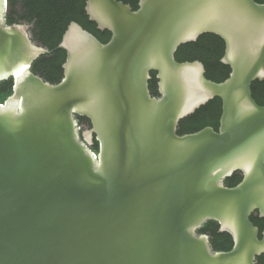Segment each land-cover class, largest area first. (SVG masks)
Returning <instances> with one entry per match:
<instances>
[{
  "label": "water",
  "instance_id": "obj_1",
  "mask_svg": "<svg viewBox=\"0 0 264 264\" xmlns=\"http://www.w3.org/2000/svg\"><path fill=\"white\" fill-rule=\"evenodd\" d=\"M111 40L72 22L59 49L64 78L31 70L51 51L26 23L8 25L0 0V264H257L264 255V4L255 0H88ZM213 34L226 45L222 83L182 45ZM157 74L159 96L149 82ZM215 98L219 131L178 134ZM79 117L87 118L86 129ZM99 143L97 155L93 151ZM240 172L243 180L228 187ZM209 221L234 241L214 251Z\"/></svg>",
  "mask_w": 264,
  "mask_h": 264
},
{
  "label": "trees",
  "instance_id": "obj_2",
  "mask_svg": "<svg viewBox=\"0 0 264 264\" xmlns=\"http://www.w3.org/2000/svg\"><path fill=\"white\" fill-rule=\"evenodd\" d=\"M88 0H8V12L6 21L8 25L26 23L32 27L33 40L51 51L49 55L41 56L34 62L31 70L34 74L42 77L51 84H58L64 78L63 65L67 59V53L59 49L69 25L72 22L80 24L85 30L93 34L103 44L111 40L112 34L109 31H101L96 23L91 22L87 12L86 3ZM130 5L134 11L139 9L141 0H118ZM264 4V0H255ZM226 45L224 40L213 34H205L199 37L196 42L182 45L175 57L180 63L200 61L206 69V78L222 83L230 77L231 68L222 63L225 55ZM152 79L149 82L150 91L153 96H159L157 74L151 73ZM14 79L0 83V104L13 94ZM252 93L255 101L264 106V81H256L252 84ZM223 103L219 98L207 103L198 109L193 115L183 119L178 127L179 135L197 133L206 127H212L219 131ZM81 125L91 128V122L87 118L79 117ZM99 152V143L95 141L92 148ZM243 180L240 172L226 179L228 187H235ZM252 223L260 230V238L264 231V219L256 212L251 216ZM200 234H207L210 237L214 251L229 252L233 249L234 241L230 234L220 232V225L215 221H209L199 231ZM257 264H264V255L257 258Z\"/></svg>",
  "mask_w": 264,
  "mask_h": 264
},
{
  "label": "flooded vegetation",
  "instance_id": "obj_3",
  "mask_svg": "<svg viewBox=\"0 0 264 264\" xmlns=\"http://www.w3.org/2000/svg\"><path fill=\"white\" fill-rule=\"evenodd\" d=\"M84 126V125H83ZM86 129H88L89 127H87V126H84Z\"/></svg>",
  "mask_w": 264,
  "mask_h": 264
},
{
  "label": "built area",
  "instance_id": "obj_4",
  "mask_svg": "<svg viewBox=\"0 0 264 264\" xmlns=\"http://www.w3.org/2000/svg\"><path fill=\"white\" fill-rule=\"evenodd\" d=\"M95 154L97 155V152H95Z\"/></svg>",
  "mask_w": 264,
  "mask_h": 264
},
{
  "label": "rangeland",
  "instance_id": "obj_5",
  "mask_svg": "<svg viewBox=\"0 0 264 264\" xmlns=\"http://www.w3.org/2000/svg\"><path fill=\"white\" fill-rule=\"evenodd\" d=\"M31 29H32V27H31Z\"/></svg>",
  "mask_w": 264,
  "mask_h": 264
}]
</instances>
